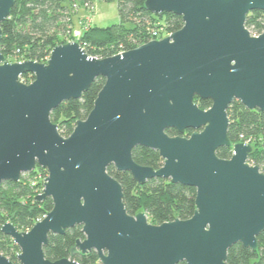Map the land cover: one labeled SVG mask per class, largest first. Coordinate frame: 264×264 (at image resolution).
Returning a JSON list of instances; mask_svg holds the SVG:
<instances>
[{
	"label": "water",
	"instance_id": "obj_1",
	"mask_svg": "<svg viewBox=\"0 0 264 264\" xmlns=\"http://www.w3.org/2000/svg\"><path fill=\"white\" fill-rule=\"evenodd\" d=\"M15 3L0 0V44ZM145 7L182 16L183 27L105 58L75 40L54 47L45 63L10 62L0 50V187L40 166L48 176L36 199L53 201L30 230L2 226L20 248L19 264H81L44 252L50 234L77 225L85 238L71 254L94 250L98 264H227L233 245L258 248L264 172L249 162L252 144L230 140L227 111L239 100L264 112V32L252 35L246 26L264 0H146ZM26 73L32 82L21 79ZM98 77L105 83L93 109L62 135L51 113ZM196 97L212 106L201 109ZM138 146L157 150L162 167L138 164ZM221 147L232 148L231 158L218 156ZM111 165L139 184L164 178L195 187L193 216L153 224L146 212L130 214ZM0 264L15 263L0 252Z\"/></svg>",
	"mask_w": 264,
	"mask_h": 264
},
{
	"label": "trees",
	"instance_id": "obj_2",
	"mask_svg": "<svg viewBox=\"0 0 264 264\" xmlns=\"http://www.w3.org/2000/svg\"><path fill=\"white\" fill-rule=\"evenodd\" d=\"M117 1L119 23L106 27L92 23L79 38L80 44L89 55L105 58L136 48L150 40L151 28H162L161 35L164 37L183 27L182 16L174 13L154 14L145 7L146 0ZM85 3L93 4V1L16 0L10 16L2 23L1 52L10 62L25 60L47 62L54 47L68 42V39H62L60 35H67L74 27L73 5L83 6ZM246 26L257 33L262 32L264 11L250 12ZM21 79L30 83L34 80V76L26 73ZM104 83L105 79L98 77L80 99L65 101L51 113V119L58 124L62 135H70L77 121L88 116ZM195 101L204 110L212 106L210 99L196 97ZM227 112L230 121L228 129L230 140L235 144L251 139L253 152L249 162L258 165L264 172V112L249 109L239 100H235ZM167 132L172 136L182 135L176 129H168ZM192 132V129H188L183 135L190 136ZM217 153L219 157L229 159L232 156V148L221 147ZM133 158L138 164L155 169H159L164 163L157 150L143 146L134 148ZM38 172L44 176L48 174L46 169L38 166L27 175L32 178ZM108 172L122 184L124 203L127 211L132 215L143 211L147 213L151 223L162 224L177 218L188 219L196 210L195 187L173 183L164 178H154L145 184H139L130 172L119 171L114 165L108 167ZM37 184L34 185L29 180L25 181L21 176L20 181H8L0 187V252L15 264H19L17 255L20 248L10 236L2 232L1 228L10 218L19 231L31 229L53 208L51 198L48 197L43 201L36 199L42 192V189H36ZM84 238L81 225L67 229L62 235L50 234L48 244L44 248L46 258L56 261L73 257L81 264H98V254L94 250L87 254L79 252L71 254V249L77 240ZM257 240V250L248 248L242 243L233 245L228 253L227 264H264V232Z\"/></svg>",
	"mask_w": 264,
	"mask_h": 264
},
{
	"label": "rangeland",
	"instance_id": "obj_3",
	"mask_svg": "<svg viewBox=\"0 0 264 264\" xmlns=\"http://www.w3.org/2000/svg\"><path fill=\"white\" fill-rule=\"evenodd\" d=\"M70 0H68L69 2ZM93 4H94V9L92 10V12L88 11L86 8L81 7L78 10V14L81 15H85L86 16L88 14H92V19L91 23L96 24L97 26H101V27H106L112 24H116L120 22V14H119V10H118V1L117 0H111V1H107V0H92ZM76 12V10L74 11V13ZM84 16V17H86ZM84 17L78 19V15L75 16V14H73V34L74 37L75 35L81 33V27H80V21H84ZM251 31L252 35H256V31L254 29H249ZM62 39H68L69 41H78L79 38L78 37H73V35L67 34V35H60ZM167 35H164V37ZM121 49V48H119ZM120 53V52H119ZM185 134V133H184ZM181 136H186L187 135H181ZM251 144V142H250ZM28 173H25L22 175V177H24L25 181L29 180L32 184H36L38 183V187L36 189H42L44 188V182H45V178L48 176H44V174H42L41 172H38L35 177H29L27 175ZM42 187V188H41ZM149 220V219H148ZM8 221L11 222L10 218H8ZM149 222H151L149 220ZM30 230V229H28ZM27 231V230H24Z\"/></svg>",
	"mask_w": 264,
	"mask_h": 264
},
{
	"label": "built area",
	"instance_id": "obj_4",
	"mask_svg": "<svg viewBox=\"0 0 264 264\" xmlns=\"http://www.w3.org/2000/svg\"><path fill=\"white\" fill-rule=\"evenodd\" d=\"M81 7L86 8V9H87L88 11H90V12H92V10L94 9V5H93V4H91V3H85V4H83V6H80V5H78V4H74V5H73V10H74V11H75V10H78V9L81 8ZM83 20H84V21H80V22H79V23H80V27H81V33L75 35V37L80 38V37L82 36L83 32H84L85 30H87V29L89 28V26L92 24V23H91V20H92V14H91V13L88 14L86 17H84ZM149 31H150V33H151V38H150V40L161 39V38H163L162 35H161L162 28H151ZM262 32H264V30H263ZM262 32H260V33H256V35H259V34H261ZM68 34L73 35V37H74V34H73V27L71 28L70 31H68ZM169 34H170V33H168L167 35H169ZM75 37H74V38H75ZM150 40H149V41H150ZM78 41H79V40H78ZM95 57H97V56H95ZM245 142L250 143V142H251V139L245 140ZM251 164H252V163H251Z\"/></svg>",
	"mask_w": 264,
	"mask_h": 264
},
{
	"label": "crops",
	"instance_id": "obj_5",
	"mask_svg": "<svg viewBox=\"0 0 264 264\" xmlns=\"http://www.w3.org/2000/svg\"><path fill=\"white\" fill-rule=\"evenodd\" d=\"M78 10H79V9H78ZM78 10H76V12L74 13L75 16L78 15V19H80V18L86 16V14H85V15L78 14ZM92 21H93V19H92Z\"/></svg>",
	"mask_w": 264,
	"mask_h": 264
}]
</instances>
